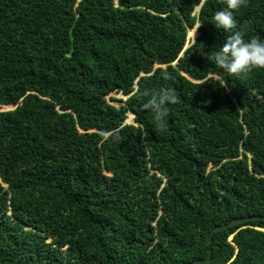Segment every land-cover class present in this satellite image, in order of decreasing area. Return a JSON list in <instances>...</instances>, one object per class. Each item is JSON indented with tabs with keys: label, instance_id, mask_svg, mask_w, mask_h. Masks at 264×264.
Returning a JSON list of instances; mask_svg holds the SVG:
<instances>
[{
	"label": "trees",
	"instance_id": "16d2710c",
	"mask_svg": "<svg viewBox=\"0 0 264 264\" xmlns=\"http://www.w3.org/2000/svg\"><path fill=\"white\" fill-rule=\"evenodd\" d=\"M226 5L0 0V264H264V68L211 59ZM234 16L264 39V0Z\"/></svg>",
	"mask_w": 264,
	"mask_h": 264
},
{
	"label": "clouds",
	"instance_id": "9594fccd",
	"mask_svg": "<svg viewBox=\"0 0 264 264\" xmlns=\"http://www.w3.org/2000/svg\"><path fill=\"white\" fill-rule=\"evenodd\" d=\"M244 2L245 0H227L226 8L214 15V26L231 34L211 55V59L224 72L237 76L253 68H264V39L258 37L246 39L244 32L237 28L234 10L240 9ZM204 55L209 58L208 53ZM163 75L167 77L168 73L165 72ZM177 99L173 90L161 88L150 95L144 107L152 111L156 120L164 121L168 115V106L176 103Z\"/></svg>",
	"mask_w": 264,
	"mask_h": 264
},
{
	"label": "rangeland",
	"instance_id": "374dc122",
	"mask_svg": "<svg viewBox=\"0 0 264 264\" xmlns=\"http://www.w3.org/2000/svg\"><path fill=\"white\" fill-rule=\"evenodd\" d=\"M194 12H196V13L198 12L197 7L195 8ZM198 26H199V25L197 24L193 29L188 30V32H187V41H186V45H185V47H188V46L190 45V43H192V42L194 41V39L196 38V36L198 35V33H197V31H196V28H197ZM188 34L190 35L191 38H189ZM173 64H175V63H173ZM156 66H157V65H155L154 67H156ZM163 67H164V66H163ZM134 87L136 88V85H134ZM109 97H113V98H115V99H117V100H122V101L126 100V97L123 96L121 93L107 95V96H106V99H107L111 104H113V105H115V106H119V105H121L122 103L119 102V101H114V102H112V101L109 100ZM9 108H10V107H4V108H2V110H4V109H9ZM130 117H131V118H130ZM133 119H134V116H133V115L130 116V114H128V117H127V119L125 120V123H132V124H134V123H133Z\"/></svg>",
	"mask_w": 264,
	"mask_h": 264
},
{
	"label": "water",
	"instance_id": "95a60500",
	"mask_svg": "<svg viewBox=\"0 0 264 264\" xmlns=\"http://www.w3.org/2000/svg\"><path fill=\"white\" fill-rule=\"evenodd\" d=\"M199 9H200V6L197 7V10L198 11H199ZM257 219H261V217H245V218H239V219H236V220L231 221L230 223H228L226 225L214 227L211 230L210 234H209V240H208L209 248H208V252H207V258H206V260H203V262H207V261L210 260V257H211L212 237H213V234L215 232L221 231L223 229H226V228H229V227H232V226H235V225H238V224L247 222V221H252V220H257ZM200 263H202V260H196V261L191 262L190 264H200Z\"/></svg>",
	"mask_w": 264,
	"mask_h": 264
}]
</instances>
